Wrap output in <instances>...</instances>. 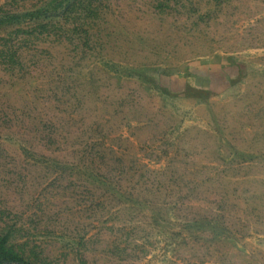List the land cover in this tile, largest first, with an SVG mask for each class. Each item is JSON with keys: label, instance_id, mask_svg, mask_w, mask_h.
<instances>
[{"label": "rangeland", "instance_id": "374dc122", "mask_svg": "<svg viewBox=\"0 0 264 264\" xmlns=\"http://www.w3.org/2000/svg\"><path fill=\"white\" fill-rule=\"evenodd\" d=\"M48 4L57 25H3ZM0 16V250L264 264V0H0Z\"/></svg>", "mask_w": 264, "mask_h": 264}, {"label": "trees", "instance_id": "16d2710c", "mask_svg": "<svg viewBox=\"0 0 264 264\" xmlns=\"http://www.w3.org/2000/svg\"><path fill=\"white\" fill-rule=\"evenodd\" d=\"M51 5L44 9L38 10L36 13L27 14V16H20V15H7L8 18L11 20L9 23H3V25H18L22 24L25 20L22 18H30L29 20L32 21V25L36 27H40L42 29L47 28L48 26L57 25L55 21L58 20L57 16H55L56 12H51ZM31 16H37L31 18ZM3 16H0L2 19ZM7 18V19H8ZM57 18V19H56ZM56 19V20H55ZM0 264H30L28 263L23 257L13 254V252H8V250H0Z\"/></svg>", "mask_w": 264, "mask_h": 264}]
</instances>
